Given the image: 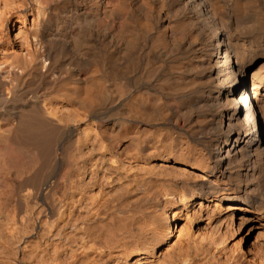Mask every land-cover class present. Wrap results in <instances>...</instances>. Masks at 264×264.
<instances>
[{"label": "bare ground", "instance_id": "bare-ground-1", "mask_svg": "<svg viewBox=\"0 0 264 264\" xmlns=\"http://www.w3.org/2000/svg\"><path fill=\"white\" fill-rule=\"evenodd\" d=\"M183 218L264 264V0H0V264H159Z\"/></svg>", "mask_w": 264, "mask_h": 264}, {"label": "rangeland", "instance_id": "rangeland-1", "mask_svg": "<svg viewBox=\"0 0 264 264\" xmlns=\"http://www.w3.org/2000/svg\"><path fill=\"white\" fill-rule=\"evenodd\" d=\"M60 154V153H59ZM60 159H62L61 158V156H58V161L60 162ZM114 214V218H115V220H114V218H113V216L112 215ZM108 216H112V219H111V217L109 218V219H107V220H109V221H114V222H108L107 220H105L104 222L106 223H101L100 225H101V230H100V232L103 234H101L103 237H104V235H109V232H110V234L112 233V232H119V230L118 229H121V228H119L120 226H122V224H117L118 222H119V216L117 217V215L115 214V213H113V212H111L110 213V215H108ZM108 216H107V218H108ZM119 219V220H117L116 221V217ZM143 218V217H142ZM111 219V220H110ZM184 219V218H183ZM180 219L179 220V222L177 223L178 225H177V230L179 231L180 229H182L183 230V232H182V241H180L179 242V240H176V236L177 235H175V237L171 240V242L170 243H168V245L166 246V245H164V246H162L161 247V249H157V250H155L154 252H153V256H154V258H155V261L156 262H159V264H163L164 262H166V264L169 262L170 264H172L171 262H173V264H175L176 262V260L178 259H180V261H178V262H181V263H176V264H188V262H190L189 264H200V263H202V264H212V263H214V264H218V262L220 261V262H223L222 260L224 259L223 257H224V255L222 254L221 256H219L218 257V255H216L215 256V258L213 257V256H211V252H212V249L215 247V245L217 244V242H219V243H221L222 244V242H224V244H222L223 245V247H226V248H231L230 249V251H231V253H232V251L234 252L236 249H238L237 248V241H238V239L240 238V237H243V236H245V233H246V229H247V227L248 226H243V227H241V225H240V223L238 222V221H236V222H234V226L232 225V227H234V229H232L231 227L228 229V227L229 226H227V227H224L223 225H217V227L216 226H214V225H216L217 223H213V229H212V224L210 225V226H206L205 225V221H204V219L203 220H199L198 218H195V221H187L188 223H186V220L184 219ZM199 220V221H198ZM185 221V222H184ZM108 222V223H107ZM145 222V223H144ZM192 224H191V223ZM142 223H144L145 225L147 224L146 223V221H145V219L143 218V219H141V216H139V215H136V217H135V219H134V223L132 222V223H130V225L131 226H129L130 228H131V233L132 234H134V235H136L135 237H138V235H140L139 233L141 232V237L143 238H146V233L148 232L149 233V229H148V227H147V225L145 226L144 224V226H142ZM102 224H104V225H106V226H104V225H102ZM110 224V225H109ZM134 224V225H133ZM186 224V225H185ZM100 225H99V227H100ZM117 225H119V226H117ZM104 226V227H103ZM110 226V227H109ZM205 226V229H202L203 227ZM223 226V227H222ZM109 227V228H108ZM113 227H115V229L113 228ZM145 227V228H144ZM184 227V228H183ZM207 227V228H206ZM209 227L211 228V230H209ZM214 227H216V228H218V231L219 232H217V229H215ZM106 228V229H105ZM147 228V229H146ZM176 228V227H175ZM227 230H226V229ZM100 229V228H99ZM102 229H103V231H102ZM110 229V230H109ZM144 229V230H143ZM222 229H223V231L224 230H226V231H224V232H222ZM111 230H113L112 232H111ZM117 230V231H116ZM133 230V231H132ZM138 230V231H137ZM148 230V231H147ZM185 230V231H184ZM208 230L209 231H211V233L210 232H208ZM230 230V231H229ZM232 230H233V233H232ZM107 232L106 234H105V232ZM145 232V233H144ZM214 232H216L215 234H218V235H216L215 236V234H213ZM137 233V234H136ZM147 233V234H148ZM113 234V233H112ZM111 234V235H112ZM143 234H145V235H143ZM202 234H204V235H202ZM220 234V235H219ZM223 234V235H222ZM224 234H225V236H224ZM227 234V235H226ZM114 235H116L115 233H114ZM204 236V237H203ZM219 238H218V237ZM222 236H224V237H222ZM213 237V238H212ZM218 239L219 241H217V240H214V239ZM221 238H223V239H221ZM201 239V240H200ZM212 239L214 240L213 242H215V243H213L214 244V246H213V244H212ZM221 239V240H220ZM252 240H253V238H251V237H249L248 236V240L246 241V243L247 244H250L251 242H252ZM217 241V242H216ZM186 242H188V243H186ZM193 242H195V245L197 246L198 245V249L197 250H195L196 249V246H194L193 244ZM211 242V243H210ZM175 243V244H174ZM192 245L194 246V248L192 247ZM221 245V246H222ZM184 246V247H183ZM213 246V247H212ZM217 246V245H216ZM220 246V245H219ZM220 246V247H221ZM235 246V247H234ZM170 247V248H169ZM188 247V248H187ZM190 247H192V248H190ZM204 250H203V249ZM234 248V249H233ZM236 248V249H235ZM184 250H186V251H184ZM165 251H167V252H165ZM228 251V253H230V251L229 250H227ZM187 252V253H186ZM170 254V255H169ZM175 255H177V257L175 256ZM179 255V256H178ZM168 256H169V258H170V256H171V258L173 257L174 259H176V260H174L173 261V258H172V260L171 259H168ZM181 256V258H182V260H183V257L185 258V257H187L186 259H184L183 261L181 260V258H179ZM183 256V257H182ZM165 257V258H164ZM196 257H198V258H196ZM220 257H221V259L222 260H220ZM167 258V259H166ZM215 259V261H213L214 259ZM150 259H152V258H150ZM166 259V260H165ZM188 259V260H187ZM217 259H219V260H217ZM134 260H135V257H133L132 259H130L128 262H125L124 260H115V261H113L112 262V264H131L132 262H134ZM158 260V261H157ZM168 260V261H167ZM171 260V261H170ZM191 260V261H190ZM209 260H211L212 261V263L210 262V263H208V261ZM217 260V261H216ZM118 261V262H117ZM124 261V262H123ZM155 261H154V263H155ZM164 261V262H163ZM115 262V263H114ZM131 262V263H130ZM175 262V263H174ZM195 262V263H194ZM219 262V263H220ZM168 263V264H169ZM155 264H157V263H155Z\"/></svg>", "mask_w": 264, "mask_h": 264}]
</instances>
